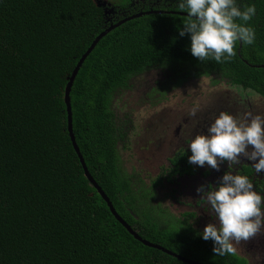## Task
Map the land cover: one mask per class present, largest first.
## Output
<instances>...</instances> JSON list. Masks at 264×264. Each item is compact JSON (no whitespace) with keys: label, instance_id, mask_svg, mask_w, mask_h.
<instances>
[{"label":"trees","instance_id":"16d2710c","mask_svg":"<svg viewBox=\"0 0 264 264\" xmlns=\"http://www.w3.org/2000/svg\"><path fill=\"white\" fill-rule=\"evenodd\" d=\"M237 2L256 4V42H237L236 56L217 64L187 50L178 0H111L113 13L95 0H0V264H189L145 245L115 217L68 130L65 89L79 60L100 33L139 13L81 66L71 91L74 134L89 171L140 236L214 263L199 237H179L146 200L137 203L119 168L113 107L119 91L154 67L177 85L180 76H215L264 97V0Z\"/></svg>","mask_w":264,"mask_h":264},{"label":"flooded vegetation","instance_id":"af4514ba","mask_svg":"<svg viewBox=\"0 0 264 264\" xmlns=\"http://www.w3.org/2000/svg\"><path fill=\"white\" fill-rule=\"evenodd\" d=\"M166 70L170 76V71ZM200 78H191L178 84L180 90L172 91L170 99L165 89L160 93L159 91L147 93L148 101L139 107L147 109L143 112L126 110L128 114L120 119V112L114 110L118 136L116 149L121 172L129 177L137 203L143 204L146 200V209H151V216L160 226L170 227L179 237H198L196 235L198 231H202L208 223L214 222L206 212L204 201L200 200L201 196L196 189L200 185L218 183L219 178L227 171L226 162L221 164L220 171L211 169L207 165L199 167L189 164L188 157L191 152L187 150L186 141L189 137L194 138L197 134L206 133L207 127L222 111L234 115H242L246 112H251L253 115L264 113V97L255 90H244L234 86L231 88L238 89L236 93L221 90L231 93L242 101L241 108L239 104L231 101H224L225 105H223L216 101L228 95L221 94L220 99H217L216 95L220 94L219 91H213L214 89L204 83L201 84L204 89H200L197 85H200L199 80L209 79L213 88H216L214 86L225 82L217 81L215 76ZM226 85L231 86L227 83ZM255 97L260 102L257 105H254ZM194 109L195 116L191 115ZM247 163L251 162L245 159L244 164L237 166L239 171L249 175L256 185V190L264 193V176L258 177ZM124 204L130 209L128 201ZM132 213L138 218L135 212ZM199 240L203 241L210 251L209 256L214 263L190 259L182 252L178 253L161 244H155L202 264H264V231L236 244L237 251L234 255L223 257L213 253L211 240L205 241L200 237Z\"/></svg>","mask_w":264,"mask_h":264},{"label":"clouds","instance_id":"9594fccd","mask_svg":"<svg viewBox=\"0 0 264 264\" xmlns=\"http://www.w3.org/2000/svg\"><path fill=\"white\" fill-rule=\"evenodd\" d=\"M177 6L187 15L178 27L179 36L190 37L187 50L201 62H229L236 56L237 42H256V30L250 23L257 14L255 3L241 7L237 0H178ZM191 115H196L195 109ZM186 143L191 152L189 164L220 171L221 164L227 163L218 183L196 189L214 221L196 235L213 242L216 256L234 255L236 244L264 231V193L237 167L246 159L258 177L264 176V113L222 111L206 133L189 137Z\"/></svg>","mask_w":264,"mask_h":264},{"label":"rangeland","instance_id":"374dc122","mask_svg":"<svg viewBox=\"0 0 264 264\" xmlns=\"http://www.w3.org/2000/svg\"><path fill=\"white\" fill-rule=\"evenodd\" d=\"M101 2L104 4L102 5L103 7H105L107 13H113V8H111V0H101ZM169 77H170L169 72L166 69L154 67V68L149 69L143 75L137 76L136 78L131 80L129 87L122 91H119V93L115 96V99H114V110L115 112H118V111L120 112L119 118L121 119L123 116H126L128 114V112H125L126 110H133L137 112H143L147 110L145 108H139V107L143 106L144 102L148 101L147 93L149 92L151 93L153 91L154 92L159 91L160 93L162 90L165 89L168 91L167 97L168 99H170L172 91H179L180 88L178 87L179 85L174 84V82L170 83ZM186 79L187 78L180 76L178 79H176V81L185 82ZM198 83L200 85H197V86L200 89H204L201 86V84L204 83L205 85H209V88L214 89L213 91H219L220 94L216 95L217 99H220L221 94L230 96V98H227L228 96H226L225 97L226 99L224 98L220 101H216L217 103H221L225 105L224 101H231L234 104L236 103L239 104L240 106L239 105L238 106L240 108L242 107V101L236 96L231 94V93L238 92V89L231 88V86L229 87L228 85H226V83L218 84L214 86L216 88H213L209 79L205 81L199 80ZM221 87H225V88H221ZM221 90H228L231 93L226 92V91L221 92ZM253 100L255 101L254 105H257L258 103H260L256 97ZM229 107L232 108L230 104H229Z\"/></svg>","mask_w":264,"mask_h":264},{"label":"water","instance_id":"95a60500","mask_svg":"<svg viewBox=\"0 0 264 264\" xmlns=\"http://www.w3.org/2000/svg\"><path fill=\"white\" fill-rule=\"evenodd\" d=\"M97 2V4L99 6H103L104 4L101 2V0H95ZM103 4V5H102ZM143 13H139L136 15H133L130 18L127 19H123L121 21H119L116 24L111 25L109 28H107L106 30H104L102 33H100L96 39L93 41V43L91 44V46L88 48V50L86 51V53L83 54V56L81 57V59L79 60L77 66L75 67L72 75L69 77V82L67 84V87L65 89V102L67 105V112H68V130L70 133V137L73 143V146L80 158V161L82 163V166L85 170V175L86 177L89 179V181L91 182V184L98 190V192L100 193V195L103 197V199H105V201L108 203L112 213L115 215V217L135 236L136 239H138L139 241L143 242L145 245L150 246V247H155L158 249H162L163 251L176 256L177 258L188 262L190 264H202L199 262H195L186 258H183L175 253H172L171 251H168L167 249H165L164 247L155 244L147 239H144L142 236H140L138 234L137 231L134 230V228L118 213V211L116 210L113 202L111 201L110 197L105 193V191L102 189V187L98 184V182L95 180V178L93 177V175L91 174V172L89 171V168L86 164L85 158L83 156V154L81 153L80 147L77 143L75 134H74V128H73V111H72V103H71V91H72V87L74 84V81L80 71L81 66L83 65V63L85 62V60L87 59V57L91 54V52L94 50V48L97 46V44L99 43V41L106 36L111 30H113L115 27L121 25L122 23H124L125 21H127L128 19H132V18H136V17H140L142 16ZM264 66V65H262Z\"/></svg>","mask_w":264,"mask_h":264}]
</instances>
